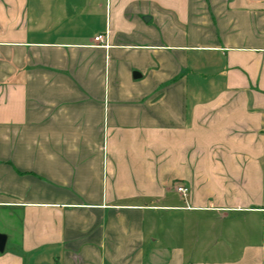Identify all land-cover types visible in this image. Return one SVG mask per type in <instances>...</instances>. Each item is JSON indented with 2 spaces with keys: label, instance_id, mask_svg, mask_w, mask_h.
Here are the masks:
<instances>
[{
  "label": "crops",
  "instance_id": "1",
  "mask_svg": "<svg viewBox=\"0 0 264 264\" xmlns=\"http://www.w3.org/2000/svg\"><path fill=\"white\" fill-rule=\"evenodd\" d=\"M0 233V264H264V0H0Z\"/></svg>",
  "mask_w": 264,
  "mask_h": 264
},
{
  "label": "built area",
  "instance_id": "2",
  "mask_svg": "<svg viewBox=\"0 0 264 264\" xmlns=\"http://www.w3.org/2000/svg\"><path fill=\"white\" fill-rule=\"evenodd\" d=\"M95 42H103V36L99 35L97 37L94 38ZM175 192L183 199H186L188 194H189V190L187 187L183 186V185H177L175 186Z\"/></svg>",
  "mask_w": 264,
  "mask_h": 264
},
{
  "label": "water",
  "instance_id": "3",
  "mask_svg": "<svg viewBox=\"0 0 264 264\" xmlns=\"http://www.w3.org/2000/svg\"><path fill=\"white\" fill-rule=\"evenodd\" d=\"M6 243V236L0 233V253L4 251Z\"/></svg>",
  "mask_w": 264,
  "mask_h": 264
},
{
  "label": "rangeland",
  "instance_id": "4",
  "mask_svg": "<svg viewBox=\"0 0 264 264\" xmlns=\"http://www.w3.org/2000/svg\"><path fill=\"white\" fill-rule=\"evenodd\" d=\"M241 247H239L238 245H235L234 247H233V249L235 250H233V253H236V251H238L239 249H240Z\"/></svg>",
  "mask_w": 264,
  "mask_h": 264
}]
</instances>
